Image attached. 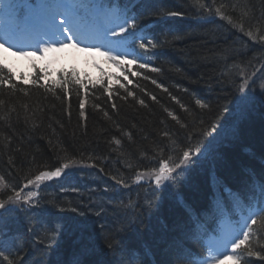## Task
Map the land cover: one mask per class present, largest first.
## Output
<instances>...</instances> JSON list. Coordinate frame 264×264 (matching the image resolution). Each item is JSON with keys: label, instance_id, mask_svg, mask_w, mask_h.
<instances>
[{"label": "bare ground", "instance_id": "6f19581e", "mask_svg": "<svg viewBox=\"0 0 264 264\" xmlns=\"http://www.w3.org/2000/svg\"><path fill=\"white\" fill-rule=\"evenodd\" d=\"M96 1L105 5L116 4L119 7V15L127 16V10L143 9V6L150 5L154 0ZM159 4L161 6L150 12L143 11L146 16L135 19L137 23L136 37H143L145 43L149 39L153 40L157 45L156 48L150 49L145 54L136 46L139 40L133 37H131L132 42L124 47L127 52L135 50L129 60L134 54H139L141 62L145 63L151 58L153 59V68L160 69L159 74L155 73L152 76L151 73L142 81V85L146 88L141 89L144 94L136 97L137 100L143 101L142 98L147 96L148 100L151 101V95L148 91L150 89L156 92V89L151 85L153 81L155 83L158 81L154 76L157 74L164 79L165 74H167L165 69H168V61L170 62L166 54L167 49L177 43L183 45L184 41H187L186 43L196 41L200 46L219 43L221 47L215 52L216 58L221 67H226L237 77L240 76V83L237 85L236 82L226 77L221 70L213 71L210 75H200L198 83L187 78L178 82L175 80V75L169 73L165 78L166 84L162 85L158 94L176 91L173 98L177 105L176 108L187 110L191 114L190 117L186 116L187 123L180 115H176V112L171 110L172 108L164 107L163 114L167 120L160 121L163 124L161 139L149 138L146 135L142 137L139 135L134 138L123 130L122 136L119 132L106 142L108 152H98L89 146L79 150V154L74 156L75 158L66 156L58 159L59 157L55 156L52 162L56 159L58 161L54 162L52 169L61 167L69 161L73 163L64 170L60 177H57V181L47 182L48 180H46L41 182V185L47 183L37 191L38 206L35 208L36 225H34L39 230L48 231L52 237H56L57 233L65 234L66 243L55 239L53 252L59 258L63 254L66 258V264H75L73 260L77 261L69 256L67 244H70L72 250L80 251L84 256L89 250H95L97 254H111L115 258L114 261L118 260L120 264H128L129 256L137 257L135 264H140L141 261L143 264H160L159 259L162 255L168 256V259L164 257L167 263L186 264L187 259L178 260V255L180 253L187 255L190 254V251L200 249L204 244V236L207 239H216V236L220 234L221 213L236 210L237 204L242 205L247 210L248 204H255L259 200L258 185L264 179V171L259 170L256 173L248 166L242 169L248 177V181L243 184L239 191H232L226 194L224 198L218 195L215 197L218 188L220 190L223 187L224 190L230 191L232 186L217 180L218 188H216L209 181V191L206 196L198 193L194 195L197 201L195 205L187 198L191 199L194 179L200 176L206 168L216 166L214 170L217 176L221 177L218 166L224 159L225 150L218 151V155L215 154V150L238 144L240 132L246 124L255 130L264 128V90L261 88L264 85V40L260 39L261 36H264V0H160ZM248 8H250L253 17L252 21L247 20L241 24L242 26H238L239 20L234 18L239 15L241 20V11L244 9L247 11ZM170 12H177L179 15H168ZM107 17L105 15V18ZM177 23H184L182 24L183 28ZM155 25L163 29L162 32H166L165 40L159 38L157 41L158 34ZM234 28L237 31H234ZM242 32L249 39V42H245L246 45L243 50L234 42L235 39L241 38ZM248 32H252L256 39L250 38L247 35ZM169 37L172 40H169ZM185 75L184 77H186ZM248 77H251L249 87L246 89L248 101L242 105L239 103L238 88L243 80ZM203 82L210 84V86H206L205 94L217 90L224 91L228 95L223 105L216 109L218 113H214L211 118L200 116L199 120L201 121H199L195 118L194 110L187 103L193 102L194 99L200 100L207 107L197 106L195 102L196 109L203 110V112L210 110V105H213L212 100L196 91L195 88ZM127 99L139 103L132 97L127 96ZM143 103L145 102L143 101ZM83 111L84 116L82 117L79 103L78 117L82 128H84L85 109ZM189 122H191V126H194V133L183 135L182 131ZM213 122L217 124V131L210 137H203V131L209 129ZM170 123L173 125H167ZM198 142L202 145V152H209L211 156L208 159L194 156L189 163L191 164V173H186L185 176L181 177L182 174L179 172L175 174L174 181L167 182L165 186L160 188L156 187L151 176L145 175L139 183L136 182L138 173H148L153 169H158L161 158L167 159L171 156L178 162L182 150L190 145H196ZM166 144H168L167 147L171 146L167 150V154L162 151ZM238 146L251 162L254 161L264 169V159L250 149L251 143H248L247 146L249 147L243 146V144ZM81 148H83L82 145ZM66 151L68 152L69 149ZM57 152L60 153L61 150L58 149ZM20 156L22 153L16 158L15 168L22 165V162L18 160ZM45 169H35L28 179L33 178L40 171H48ZM0 177H3L1 170ZM5 177L10 180L9 176ZM117 180H121L123 183L117 184ZM6 182L10 184L7 180ZM10 185L13 186V184ZM23 185L24 183L20 182L16 187L21 188ZM11 194L10 191L4 190L0 192V199H6ZM232 194L237 195L233 201H231ZM63 203H69L73 208L78 206L80 209H77L75 214L72 212L66 214L64 207H62ZM173 207L187 214H190L192 210L196 219L200 220L199 223H205V229H203V225H200L196 219L185 214L195 228L196 234L193 244L185 241L183 225L172 222L171 225L174 224L172 232L169 231L167 223L171 219H168L166 223L163 214L173 217ZM206 209H212L214 214ZM247 213L248 210L239 213V215ZM188 225L189 223L185 224V226ZM71 226L72 228H69ZM53 228L57 229L54 230ZM13 229L19 230L12 221V212L4 213L3 217L0 218V247L5 249L6 255L21 253L18 245L6 238V231ZM159 230L160 232L156 236L154 233ZM140 231L150 235L149 242L139 239L138 232L140 233ZM110 232L115 233L120 238L106 234ZM174 232L178 234V237H175L174 242L169 243V238L174 239ZM133 239L135 241L132 245ZM258 240H261L260 243L264 241L263 231H259ZM50 241L52 242V239ZM109 244L112 245V248L108 247ZM58 247H62V250L59 251ZM25 248H28L32 254L36 252L49 254L43 247L37 250L26 245ZM61 252L62 254H59ZM146 253L147 255H145ZM262 257L260 253L259 256H255L254 260L241 258L239 264H262ZM102 259L105 258L102 257ZM83 260H85L83 264H86V259ZM79 262L82 264V261L79 260ZM101 262L104 261L101 260ZM7 263L8 261L0 257V264ZM106 264H113V261H108Z\"/></svg>", "mask_w": 264, "mask_h": 264}, {"label": "trees", "instance_id": "16d2710c", "mask_svg": "<svg viewBox=\"0 0 264 264\" xmlns=\"http://www.w3.org/2000/svg\"><path fill=\"white\" fill-rule=\"evenodd\" d=\"M159 1L160 0H154L150 5H147V10L150 12L156 9V7L161 6ZM241 12V20L239 15L234 18L235 20H239L238 26L247 20L252 21L253 19L250 8H248L247 11L244 9ZM177 24L183 28L182 24L184 23ZM162 31L163 29L157 28L158 35H160ZM234 31H237V29L234 28ZM240 36L241 38L235 39L236 41L234 40V42L243 50L246 45L245 42H249V39L246 38L243 32ZM165 38L166 32L163 40H165ZM169 40H172L171 37H169ZM184 42L183 45L177 43L175 46L167 49L166 54L170 62L168 61V69H165L167 73L165 74L166 76L172 73L175 75V80L178 82H182L187 78L188 80H193L192 82L195 81L198 83L200 75H210L213 71L221 70L226 77L239 85L241 80V78H239L240 76L237 77L236 74L229 71L226 67H221L220 62L216 58L215 52L221 47L219 43L200 46L196 41L189 42L190 44L186 43L187 41ZM159 71L153 72L151 70H144L140 72L139 75H126L127 78L124 77L115 84L97 82L99 85L96 84L95 86L88 84V82L81 79V77L74 78L69 75H64L59 80H55L49 84L39 85L38 83H33L31 85H25L21 82H13L6 74H0V77L8 81V86L0 84V101H2V103H0V170L3 177L16 187L20 182L26 184L27 179L31 177L35 169L42 170L46 168L45 170L53 171L55 170L52 169L54 162L58 161V159H62L66 156L75 158L74 156L79 154L78 151L86 147L90 146L102 153L108 152L106 142L110 141L112 136H116L119 132L122 136L123 130L134 138L139 135L141 137L146 135L149 138L161 139L160 136L162 135L163 124H161L160 121L167 120V117L163 114L164 107L172 108L171 110L176 112V115H180L187 123L188 119L186 118L190 117L191 114L187 110H178L176 108L177 105L173 99L176 91L158 94L162 85L166 84V76H164V79L157 74L154 76L162 85L158 82L156 84L160 85L159 87L151 85L156 89V92L150 89L149 91L147 90L151 95V101L148 100L147 96L142 98L145 103H141L136 99V97L144 94L141 89L146 88V86L144 87V85H142V81L151 73L152 76L155 75V73L159 74ZM184 75L186 77H184ZM65 80L68 81L67 90L62 86ZM77 80L84 84V88H80V85L76 83ZM121 84H123L124 87H120ZM191 84L195 86L193 83ZM12 85H14V87H12ZM199 85L195 86L196 91L209 97L213 105H210V110L204 112L203 110L196 109V106H194L196 102L195 99L193 102L187 103V105L194 110L195 118L198 120L201 118L200 116H209L211 118L214 113H218L216 109L223 105L227 99L228 93L216 90L209 94H205V88L206 86H210V84L203 82L199 83ZM106 88L109 89L111 94H109V91H105ZM129 92L134 94L130 96L128 95ZM127 96L136 99L139 103L128 100ZM153 97H155V99H153ZM81 99L85 100L84 128H82V124L78 117V107ZM213 100L217 101L214 102ZM190 123L191 122L183 129V135L194 133V126H191ZM167 125L171 126L173 124L170 123ZM60 137L62 139H59ZM248 143H251L250 149L264 159V128L262 130H255L248 127L247 124L240 132L238 144L236 143L225 149L215 150L216 155H218V151L222 152L225 150L224 159L218 166V171L220 172L221 178L237 191L248 181V177L244 174V170H242L243 167L248 166L256 173H258L259 170L264 171L262 167L257 165L254 161L251 162L248 156L241 152V148L238 145L243 144V146H247ZM168 144H166L162 150L166 152V154L168 153L167 150L171 147H167ZM81 145L83 148H81ZM58 149L61 150L60 153L57 152ZM67 149H69L68 152L66 151ZM20 153H22V156H20L18 160L22 162V165L15 168L16 158ZM55 156L59 158L52 162ZM207 156L209 158L211 153L208 152ZM14 159L16 160L14 161ZM191 171L189 173H191ZM5 176H9L10 180ZM194 181L191 199L186 197L193 205L197 203L194 196L196 193L206 196L209 191L207 168L200 176L195 178ZM62 207H64V212L66 214L70 212L75 214L76 210L80 209L78 206L73 208L69 203H63ZM173 215V217H170L163 214L166 223L168 219H171L167 223L169 231L171 232L174 224H181L184 226L187 220L185 214L176 207H173ZM12 221L19 230H7L6 238L9 241H13L21 250V253L18 255L9 254L12 264L67 263L62 252L59 253L62 254L60 258L56 257L53 252L55 248L54 240L59 239L65 244V234L61 235V233H57L56 237H52L48 231L39 230V228L35 226V211L32 215L29 214L28 216L25 215L24 211H22L20 215L13 213ZM172 222L175 223L171 225ZM69 228H72V226ZM53 229L56 230L57 228ZM159 232L160 230L154 234L157 236ZM106 234L108 236L119 237L111 232ZM138 236L140 240L149 242L148 238L150 235L148 233L140 231V233L138 232ZM175 237H178L176 232H174L173 235L174 239L169 238V243L174 242ZM50 239H52V242ZM134 241L133 239L132 245ZM26 245L36 248L37 250L43 247L49 254L45 252L41 254L39 252L32 254L28 251V248H25ZM61 248L58 247L59 251L62 250ZM67 248L69 256L77 261H82V264L85 261L83 259H86V264H106V262L111 260L113 264H120L118 260L115 262V258L108 253L97 254L95 250H89L87 255L84 256L80 251L77 252L72 250L70 244H67ZM257 251L264 257V241L262 244H259ZM102 257L105 259H102ZM164 257L168 259L167 255H162L159 259L161 262L160 264H173L170 262L167 263ZM254 258L255 256L250 260H254ZM101 260L104 262H101ZM73 262L76 261L73 260ZM262 264H264V258Z\"/></svg>", "mask_w": 264, "mask_h": 264}, {"label": "snow or ice", "instance_id": "6c2138e0", "mask_svg": "<svg viewBox=\"0 0 264 264\" xmlns=\"http://www.w3.org/2000/svg\"><path fill=\"white\" fill-rule=\"evenodd\" d=\"M3 5V0H0V6ZM11 7V4L9 5ZM219 12V9H217ZM168 15L176 16L179 15L177 12H170ZM112 25L111 27L107 28L105 30V36L110 32L113 37H115V40L108 41L109 44H116L120 45L123 42L128 40V37L131 36L134 39H138L139 42L137 43V47L141 49L145 54L150 50L156 48V44L153 42V40L149 39L147 43L143 42V37H136L137 32V23L135 18L127 17L126 15L121 16L118 14H114L111 20L109 21ZM57 31L61 33L62 38L53 41L52 43L47 44L46 47H39L37 48V51L44 53L47 51L54 50L53 49V43H59L61 46H64L65 40L70 44L72 47H77V45L80 43V40L77 37V27L72 22L71 18H67L65 20H62L61 23L56 26ZM247 35L252 38L256 39V37L253 35L252 32H248ZM261 40H264V36L260 37ZM7 44V47L5 46ZM13 47L12 44H8L7 41L0 39V49L3 50V52H9L10 49ZM89 48L95 47L97 50L99 49V45H88ZM83 50V49H82ZM135 50H133L134 52ZM31 53L24 51L21 48H17L15 52H12V55H22V56H28ZM121 56H127L130 55V53H120ZM108 59L111 60L116 66L119 68L121 67V64L123 61L118 58V56H113L110 53L108 54ZM128 64H135L139 68H148L149 65L146 63L141 62V57L139 54H134L132 56V59L128 60ZM8 65L4 63L3 58H0V70H3L4 68H7ZM9 72H11V69H8ZM125 73L128 71V69L125 67L122 69ZM151 71H159L157 68H151ZM132 75H139L137 72H133ZM243 75V74H242ZM127 78V76H125ZM10 79V78H9ZM251 77L245 78L243 82L240 84L238 91L240 93L239 96V103L240 104H246L248 101V93L246 89L249 87V80ZM8 81L4 80L2 77H0V84H7ZM77 84L80 85V88H84V84L77 80ZM155 83V81H153ZM65 90H67L68 87V81L65 80L62 85ZM158 87L160 85H157ZM14 87V85H12ZM120 87H124L123 84L120 85ZM262 90H264V85L261 86ZM105 91H109V89H105ZM109 94L110 91H109ZM128 95H133V93L129 92ZM155 99V97H153ZM143 103V101H140ZM2 103V101H0ZM197 104H199L202 108L207 107V105L201 103L200 100L196 101ZM84 108H85V100H80V109L81 113L80 115L84 116ZM171 115V113H170ZM175 119V117H173ZM217 131V124L213 122L209 129H206L203 131L202 136L203 137H210ZM202 152V145L198 142L196 145H190L187 148L182 150V155L178 157V162L174 160L171 156L168 157V159L161 158L159 160V167L158 169H153L151 172L148 173H138L136 177V182L139 183L140 180L145 176H151L153 178V183L156 185L157 188H160L162 186H165L167 182L174 181L175 174L177 173V170L183 169L186 167L192 158L194 156H197ZM72 161H69V163L63 164L61 167L55 168L53 171H40L37 175H35L31 179H27L26 184L23 185L21 188H17L15 186H12L6 182V180L3 177H0V192H3L4 190L10 191L12 194L8 195L6 199H0V218L3 217L4 213L16 211V210H23L24 205H28L29 207H36L38 206V201L35 199L38 195L35 191H28L27 194H25V189H28L29 186H35L39 187L40 183L42 181L50 180L53 177H60L65 169L69 168ZM117 184L123 183L121 180L116 181ZM127 186V185H125ZM259 190H260V197L259 200L255 204H248L247 210L248 214L246 216H241V220L236 222V225L233 226L232 230L229 231L225 237H224V252H217L215 255H213L214 249L209 246L208 249V255L205 257H200L198 259L191 258L193 255L198 256L199 254H185L180 253L177 257L178 260L187 259L188 264H218V259L220 256H223L225 252H227V247L230 244L232 249V254L228 256L227 258L232 259L236 262V264H239V257L236 255V250L240 249L242 245H248L247 247V255L248 256H259L260 253L253 251L252 247L250 246V237L254 235V226H256L260 221H264V179H262L259 182ZM237 210L240 212H243V206L240 204H237ZM31 230V229H30ZM109 248H112V245H108ZM147 255V253L145 254ZM0 257H3V260L8 261V264H12V261L9 259V255L5 254V249L3 247H0ZM264 258V257H262ZM137 260V257L129 256L128 264H135ZM75 264H80L79 261H76ZM140 264H143L141 261Z\"/></svg>", "mask_w": 264, "mask_h": 264}, {"label": "rangeland", "instance_id": "374dc122", "mask_svg": "<svg viewBox=\"0 0 264 264\" xmlns=\"http://www.w3.org/2000/svg\"><path fill=\"white\" fill-rule=\"evenodd\" d=\"M9 57H11V58H15V59H13L12 61H13V64L15 65V66H18V67H20L21 69V72L23 73L25 70H27L28 69V67H26L27 66V63H26V60L24 59L25 58V56H22V55H12V54H7ZM68 63H73V64H75V65H73V66H75V68H74V70H75V72H77V73H79L80 74V72L83 70V67H84V65H83V62H80V60H78L76 57H73V59L72 60H68ZM72 66V67H73ZM23 74H25V73H23ZM159 84H161L162 85V83H160L159 82V80L157 81ZM156 82V83H157ZM156 83H152V85L153 86H157V84ZM196 105L197 106H199V104H197L196 103ZM57 178V177H56ZM40 185H41V183H40ZM39 185V186H40ZM36 188L37 187H35V186H29V188L28 189H25V194H27V192L28 191H36ZM24 206H26V205H24ZM263 243V242H262ZM62 264H64V262H62Z\"/></svg>", "mask_w": 264, "mask_h": 264}]
</instances>
